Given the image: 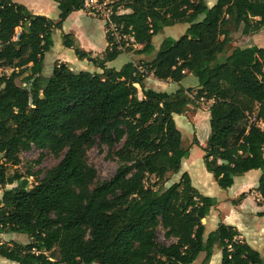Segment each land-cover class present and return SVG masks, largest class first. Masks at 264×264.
I'll return each instance as SVG.
<instances>
[{"label": "trees", "instance_id": "1", "mask_svg": "<svg viewBox=\"0 0 264 264\" xmlns=\"http://www.w3.org/2000/svg\"><path fill=\"white\" fill-rule=\"evenodd\" d=\"M54 1L58 22L0 0V189L13 186L0 204V234L30 238L26 245L0 244V258L16 264H194L205 254L202 264H209L219 249L221 264H264L236 228L220 224L206 235L203 221L216 201L202 195L188 173L166 187L190 157L174 116L193 103L192 90L147 87L150 77L180 84L195 76L196 99L211 103L207 172L228 190L236 178L261 171L257 191L264 199V132L251 121L256 116L264 124V48L226 55L232 24L245 35L264 29V0H217L212 8L207 0H104L112 2L111 21L133 41L119 44L108 32L101 58L64 34V46L101 73L56 63L45 79L54 33L72 13L86 10L85 0ZM181 24L189 25L185 35L166 38L155 53L153 39ZM131 53L153 58L120 71L107 67ZM97 138L122 147L116 174L92 188L97 171L86 150ZM33 147L60 161L31 187V173L11 175L9 168L20 166L21 154ZM159 230L174 242H159Z\"/></svg>", "mask_w": 264, "mask_h": 264}, {"label": "rangeland", "instance_id": "2", "mask_svg": "<svg viewBox=\"0 0 264 264\" xmlns=\"http://www.w3.org/2000/svg\"><path fill=\"white\" fill-rule=\"evenodd\" d=\"M217 0H207V5L212 8L216 4ZM124 12V11H121ZM98 19H103L102 16H95ZM185 28V26H184ZM231 30V43L227 48V54L231 53V51L235 48H246L257 46L260 48H264V29L256 34L245 35L243 33V27L237 29L234 24L230 26ZM180 26L169 28L164 30L162 34L158 35L154 39V46L158 48V44L166 38H172L175 40L180 39L185 32H180ZM57 40L62 43L63 36L62 32L58 33ZM136 49V48H135ZM63 51L68 56L75 57V53L72 50L63 48ZM56 55H48L47 57V74L52 75L53 70V62H55ZM131 57L124 54L122 55L115 63L113 64L114 69L120 71L123 66L131 62ZM138 63L139 60H136ZM95 68L94 66H90V71ZM7 74H11V71H7ZM21 83V82H19ZM174 89H167L166 86H162L161 88H157L153 86V90L157 92H167L173 93L182 88L191 89L192 93L190 97L193 100V103L186 109L185 113L182 116H174V120L177 124L178 129L182 133V141H183V149H191V156L188 160L183 161L182 168L185 170L184 173H188L192 178L193 182L196 185V188L202 189L201 187H206L209 184L208 182H213L215 188L221 194L224 192L221 190L218 185L215 183V180L211 175L207 172L204 164V144L210 137L211 129H210V118L208 117L209 110L208 108L211 106V103H207L204 100L198 101L196 99V93L198 91L199 81L198 79L193 76L189 75L186 79ZM197 141V142H196ZM122 144L115 145L114 147L107 146L103 144L100 138H97L95 144L87 148L86 150V160L88 165L94 168L97 171V180L92 185L94 188L98 183H102L105 181L110 180L117 172L120 162L119 159L116 157V152L120 150ZM21 158V165L18 167L11 166L9 168V173L13 175L15 172H20L21 174H26L27 172L31 173L33 177H31L30 185L31 187L35 185L39 180L43 179L45 175L53 169L55 166L58 165L60 159L55 157L49 150H39L35 147L30 149L27 152H23L20 156ZM182 172V169H181ZM206 175L210 179L206 178ZM180 177L178 175H171L169 177V182L166 184V187L171 186L174 183L179 182L181 179H177ZM156 182L155 178H152L148 185L152 186ZM200 185V186H199ZM13 186H7L5 189H12ZM4 190V189H2ZM1 191V189H0ZM2 202V200L0 201ZM254 223H264V217H256L253 219ZM262 225V224H259ZM206 235L209 234V230L207 228ZM158 240L159 242L169 245L173 243L172 240H167L164 236V232L162 230L158 231ZM9 242H17L20 244H29L30 238L26 235L21 234H0V244L9 243ZM250 242V241H249ZM248 242V243H249ZM250 244V243H249ZM264 247V245H263ZM259 251L261 254H264V248L260 249ZM264 257V256H263ZM205 258V254L202 255L200 261L197 264H202V261ZM0 264H15L10 261H6L5 259L0 258ZM196 264V262L194 263Z\"/></svg>", "mask_w": 264, "mask_h": 264}, {"label": "crops", "instance_id": "3", "mask_svg": "<svg viewBox=\"0 0 264 264\" xmlns=\"http://www.w3.org/2000/svg\"><path fill=\"white\" fill-rule=\"evenodd\" d=\"M12 1L25 6L32 14L36 16H44V17H47L53 20L54 22L59 21L60 10H59L58 4L54 0H12ZM125 13H130V12L120 11L119 14L122 15ZM177 26H180L181 28L180 32H185V33L189 27V25H186V24L176 25L174 27H177ZM174 27H171V28H174ZM167 29L169 28H166L165 30ZM60 32H62V36L64 34L72 35L73 36L72 39L80 47V49L86 53L92 54L93 57L102 58L104 53L109 47V44L107 41L108 32H107L106 20L96 18L95 16L90 14V12L87 10L74 12L69 16V18L64 23L63 29L57 30L53 35L54 46L51 49V51L46 54L45 61H44V71H43L42 76L45 79H48L52 76V75L50 76L47 74L48 55L57 54L55 62H53V67H51L52 70H54L56 63L68 64L72 66L73 70L78 71V72H81V71L89 72L90 66H93L87 60H79L73 49L66 48L64 46V41H62L61 43L57 40V35ZM154 39H153V44H154ZM164 40L165 39H163L158 44L159 46L158 48H155V53L158 52V50L160 49L161 43ZM63 48L72 50L75 53V57L68 56L65 53V51H63ZM141 48L142 47H136V49H141ZM126 55L131 57L132 59L131 61L133 62H135L136 60H142V59L151 60L153 58V57H149V58L138 57L132 53L126 54ZM114 63L115 61L107 64V67L110 69H114L112 68ZM91 73H101V70L97 68H93ZM189 75H192V74H188V76ZM176 84L177 83H172V82H162L153 77H150L147 80V87L150 89L154 88L153 86H156L157 88H161L162 86L164 87L167 85L168 86L167 89L175 90V88L177 87L175 86ZM208 114H209L208 117L210 118V113ZM206 143L204 144V146H206ZM188 159H184L183 161L188 160ZM181 169H182V172L180 173V177L177 179H181L182 175L185 172L183 168ZM211 177L213 176L211 175ZM206 178L210 179L208 175H206ZM261 178H262L261 171H251L243 177L236 178L234 186L228 190H223L224 192L222 194L220 190L218 191L215 188L213 182H208L209 184L207 185V188L201 187L202 189H198L196 188V185L192 180L193 186L202 195L213 198L216 201V206L212 209L209 217H207L203 221V224L205 225L206 230L207 228L209 230V234L213 231H216L220 224H225V225L236 228L241 235L240 239L246 243L250 241L249 242L250 244L249 243L248 244L251 247H253L255 250L259 251V248L260 249L264 248L263 247L264 245V223H254L253 222V219H255L256 217H259V218L264 217V199L257 191ZM4 191L5 189L4 190L1 189L0 191V201L3 199ZM243 195L246 196L245 199L242 200L240 203L236 204L235 202H237ZM259 224H262V225H259ZM202 255H200L199 259L196 261V264L200 261ZM261 255L264 256V254H261ZM221 261H222V253L219 249H216L214 251V255L209 264H221Z\"/></svg>", "mask_w": 264, "mask_h": 264}, {"label": "built area", "instance_id": "4", "mask_svg": "<svg viewBox=\"0 0 264 264\" xmlns=\"http://www.w3.org/2000/svg\"><path fill=\"white\" fill-rule=\"evenodd\" d=\"M85 8L93 16H102L103 19L106 20L107 32H109L115 38L117 43L121 44L123 42L133 41L130 39V37L124 35L121 31V28L111 21V18L114 14L112 2L104 0H85ZM128 46L129 45L127 43L126 47ZM140 70L143 71L142 68H140ZM251 121L264 132V124L262 122H258L256 116L252 118Z\"/></svg>", "mask_w": 264, "mask_h": 264}]
</instances>
